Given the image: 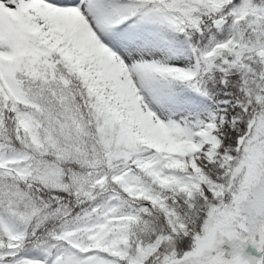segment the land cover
I'll return each instance as SVG.
<instances>
[{
  "label": "snow or ice",
  "instance_id": "1",
  "mask_svg": "<svg viewBox=\"0 0 264 264\" xmlns=\"http://www.w3.org/2000/svg\"><path fill=\"white\" fill-rule=\"evenodd\" d=\"M0 264H264V0H0Z\"/></svg>",
  "mask_w": 264,
  "mask_h": 264
}]
</instances>
